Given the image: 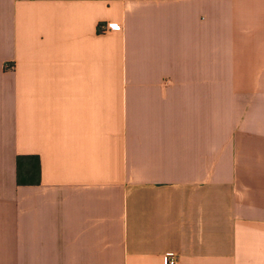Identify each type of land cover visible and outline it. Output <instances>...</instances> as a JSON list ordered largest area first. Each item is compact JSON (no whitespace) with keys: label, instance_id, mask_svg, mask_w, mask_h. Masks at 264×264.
<instances>
[{"label":"crops","instance_id":"crops-1","mask_svg":"<svg viewBox=\"0 0 264 264\" xmlns=\"http://www.w3.org/2000/svg\"><path fill=\"white\" fill-rule=\"evenodd\" d=\"M168 252L264 264V0H0V264Z\"/></svg>","mask_w":264,"mask_h":264},{"label":"rangeland","instance_id":"rangeland-1","mask_svg":"<svg viewBox=\"0 0 264 264\" xmlns=\"http://www.w3.org/2000/svg\"><path fill=\"white\" fill-rule=\"evenodd\" d=\"M223 56V58L221 57L218 59L220 63V73H217L214 78L219 75L217 82H222L226 86H230L232 88L235 87L236 91L232 93L233 95L230 97V101L227 100L230 92H223V94H221L223 95V101H210V105H214V107L210 108L211 110L217 109L219 112L216 110L214 111L220 115H224V117L228 116L229 114H235L238 117L240 114H242L240 110H242L243 108H236V98L243 99L245 97H248V91L245 88H247V84L250 79L247 75H236V52L229 53L228 51H226ZM222 64H224V66Z\"/></svg>","mask_w":264,"mask_h":264},{"label":"trees","instance_id":"trees-1","mask_svg":"<svg viewBox=\"0 0 264 264\" xmlns=\"http://www.w3.org/2000/svg\"><path fill=\"white\" fill-rule=\"evenodd\" d=\"M17 180L23 184L39 178V158L35 155H20L16 160Z\"/></svg>","mask_w":264,"mask_h":264},{"label":"built area","instance_id":"built-area-1","mask_svg":"<svg viewBox=\"0 0 264 264\" xmlns=\"http://www.w3.org/2000/svg\"><path fill=\"white\" fill-rule=\"evenodd\" d=\"M163 262L164 264H176L177 263L176 255L172 252H168L164 254Z\"/></svg>","mask_w":264,"mask_h":264}]
</instances>
